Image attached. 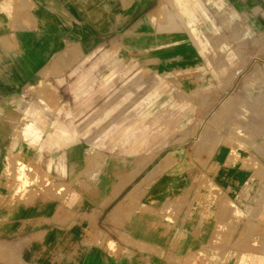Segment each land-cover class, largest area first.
I'll use <instances>...</instances> for the list:
<instances>
[{"label": "crops", "instance_id": "1", "mask_svg": "<svg viewBox=\"0 0 264 264\" xmlns=\"http://www.w3.org/2000/svg\"><path fill=\"white\" fill-rule=\"evenodd\" d=\"M224 1L243 15L264 9ZM205 2L217 0H0V264H264V155L197 137L143 168L125 165L151 160L154 132L79 136L52 108L55 81L98 43H184L169 33L203 27ZM184 45L166 51L173 70L196 58ZM39 82L42 95L29 98ZM120 143L131 155L111 157L105 145Z\"/></svg>", "mask_w": 264, "mask_h": 264}, {"label": "rangeland", "instance_id": "2", "mask_svg": "<svg viewBox=\"0 0 264 264\" xmlns=\"http://www.w3.org/2000/svg\"><path fill=\"white\" fill-rule=\"evenodd\" d=\"M205 3L203 27L169 33L171 39L188 42L195 59L181 63L176 71L171 67L177 64L176 56L166 51L176 52L184 43L126 49L127 38L103 40L84 53L87 60L71 65L66 79L55 81L52 108L56 118L63 119L66 111L79 136L134 131L135 137L121 138L132 141L154 132L152 143L141 146L151 160L124 159L125 165L141 162L143 168L161 153L179 149V141L189 142L184 145L188 148L197 137L207 138L210 146L264 155V9L243 15L224 0H217L211 8ZM197 36H204V41L200 43ZM82 54L74 49L71 53L74 58ZM128 56L146 62L136 63ZM43 87L42 82L30 87L29 98L40 97ZM141 100L144 113L135 110ZM78 103H82V112ZM177 106H184L183 120ZM105 148L111 157L125 158L131 155L133 144H107ZM100 156L98 152L92 155Z\"/></svg>", "mask_w": 264, "mask_h": 264}, {"label": "bare ground", "instance_id": "3", "mask_svg": "<svg viewBox=\"0 0 264 264\" xmlns=\"http://www.w3.org/2000/svg\"><path fill=\"white\" fill-rule=\"evenodd\" d=\"M249 83V82H248Z\"/></svg>", "mask_w": 264, "mask_h": 264}]
</instances>
